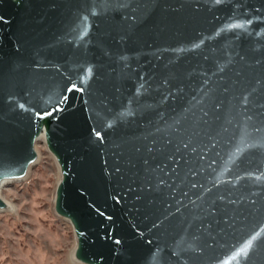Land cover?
I'll list each match as a JSON object with an SVG mask.
<instances>
[{
	"label": "water",
	"instance_id": "water-1",
	"mask_svg": "<svg viewBox=\"0 0 264 264\" xmlns=\"http://www.w3.org/2000/svg\"><path fill=\"white\" fill-rule=\"evenodd\" d=\"M43 133L79 262L264 264V0H0V190Z\"/></svg>",
	"mask_w": 264,
	"mask_h": 264
},
{
	"label": "rangeland",
	"instance_id": "rangeland-1",
	"mask_svg": "<svg viewBox=\"0 0 264 264\" xmlns=\"http://www.w3.org/2000/svg\"><path fill=\"white\" fill-rule=\"evenodd\" d=\"M37 161L23 179L1 189L11 212L0 211V264H83L77 260L73 225L56 211L62 175L43 141L36 143Z\"/></svg>",
	"mask_w": 264,
	"mask_h": 264
},
{
	"label": "bare ground",
	"instance_id": "bare-ground-1",
	"mask_svg": "<svg viewBox=\"0 0 264 264\" xmlns=\"http://www.w3.org/2000/svg\"><path fill=\"white\" fill-rule=\"evenodd\" d=\"M43 141L46 145H47V142H46V137H45V134L43 133L40 137H39V140L38 141ZM37 141V142H38ZM53 155V154H52ZM54 156V155H53ZM55 157V156H54ZM55 159H56V157H55ZM56 162L58 163V161H57V159H56ZM58 166H59V164H58ZM59 168H60V166H59ZM31 169V168H30ZM60 171H61V169H60ZM62 175V174H61ZM61 180H62V178H61ZM7 182H9V181H5L4 183H3V186L7 183ZM61 182V181H60ZM60 184V183H59ZM2 186V187H3ZM1 191V190H0ZM0 197H1V194H0ZM1 199H2V197H1ZM3 200V199H2ZM4 201V200H3ZM5 202V204H6V207L4 208V209H2V210H0V211H9V212H11V209H12V204H10L9 202H7V201H4ZM68 220V219H67ZM68 221H70V220H68ZM72 224V223H71ZM76 250H77V244L75 245V247H74V249H73V253L75 254V252H76ZM76 257V256H75Z\"/></svg>",
	"mask_w": 264,
	"mask_h": 264
}]
</instances>
